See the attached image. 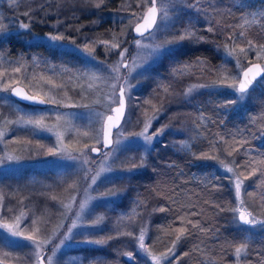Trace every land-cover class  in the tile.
Returning a JSON list of instances; mask_svg holds the SVG:
<instances>
[{"label": "rangeland", "instance_id": "obj_1", "mask_svg": "<svg viewBox=\"0 0 264 264\" xmlns=\"http://www.w3.org/2000/svg\"><path fill=\"white\" fill-rule=\"evenodd\" d=\"M41 1L49 2L51 0ZM79 1L64 0L63 8L76 7L79 5L77 4ZM107 2L113 3L114 0ZM194 2L195 0H156L158 9L156 25L150 30L151 35L149 36L146 32L144 38L133 34V26L136 23L133 14H143L151 4L150 0L147 2L146 0H125L124 5L119 7V11L115 8L110 11L106 9L102 19H107L108 24L113 20H118L119 31L126 30L131 25V32L129 29L118 37L105 33L104 39L97 41L115 42L119 40L122 42L121 48L108 51L105 47H99V51H94L95 60H89L77 51L66 35L68 39L63 41L59 47L44 39L46 34H57L56 30L49 29V32L44 34L36 33L32 29L21 28L19 20L11 22L0 19V25H2L0 33L2 34L11 31L22 33V38H25L27 42L41 41L59 51L71 53L78 61V64L75 65L78 68L75 71L78 78L76 87L79 91L75 99L64 98L60 100V103H46L44 106H24L19 101L9 100L10 91H0V102L5 105L0 106V117L6 116L8 120L13 121V123H7L3 118H0V132L4 133L0 137V225L7 224L15 228L18 224L22 233L20 236H12L8 228L0 227V261H3V264H37L36 249L32 241L28 239L29 236L36 241H48L42 248V254L44 252V260L47 264L48 257H52L51 264H104L103 256L86 259L82 254L71 250L81 245L98 246L83 241L86 239L106 240L108 231L115 228L123 232L125 240L127 239L126 246L124 247L123 244L121 249V255L123 253L128 257L127 253L131 252L132 257L140 256L145 262L156 264V261L148 253L158 257L167 250L154 252L146 247V253L140 249L137 237L141 229H133L136 227L135 220L134 218L125 219L126 214L125 220L115 219L108 225L104 223L106 218L104 212L109 211L119 200L127 184L125 178L128 177L129 169H132L133 163L140 167L143 156L155 141L163 138L165 142L178 149L187 148L190 145L189 140L192 136L189 137L190 127L184 120V116L173 115L170 112L166 114L165 112L168 104L171 105L177 101L174 94L167 93L168 98L163 108L161 107V98L157 101L149 99L147 101L150 103L143 104L144 107L139 106L141 100L139 88L144 82L143 77L156 71V66L158 64L160 66L163 56L169 54L175 56V51L179 50L180 46L167 51L169 46L165 44V41L173 38L171 33L185 28L194 33V36H217L222 46L223 56L233 63V71L228 73L220 70L221 73L213 76L203 73L195 76L181 92L180 101L202 90L213 89L223 92L220 99L227 97L226 104L229 107L239 108L250 96V93L247 92L238 99L241 94L234 93L233 89L226 85L235 84L236 86L243 67L253 61L260 62L264 67V51H260L264 43L257 44L252 40L256 50L249 52L247 48L250 40L246 37L243 36L235 44L229 40V36L236 37L243 33L244 26L248 22H261L260 18L264 15V9H258L257 12L252 8L249 9L245 0H199L198 6L201 10L197 12L188 7L189 3ZM58 10L63 13L62 9ZM236 10L238 11L237 17L230 23L220 24L218 22L219 20L227 21V15L235 13ZM46 13L52 15L55 10L48 6ZM3 22L12 24L13 27L10 29L6 26L3 27ZM209 26L213 28V31L206 30ZM230 31L233 32L224 35V32ZM130 36H133L131 41L128 39ZM137 39L141 40L142 45L150 47L137 46ZM187 41L188 39H185L182 44ZM88 42L82 41L75 45L83 48L84 44ZM155 45H164V47L153 51ZM233 48H235V53L229 56L228 52ZM241 48L246 50V55L240 52ZM122 49H127L124 56L126 66H121L118 72H113L112 69L120 64L119 52ZM8 77L10 76L0 77V79L7 80ZM116 77L121 79L117 81ZM11 78L9 82L12 86L23 85L29 93L38 95L46 101L49 98L59 100L57 96L52 95L54 93L49 94L31 83H28L30 86L25 82L22 83L15 75ZM125 80L129 81L132 87L129 91L130 99L126 98L124 118L112 133L111 146L100 148L98 153H93L90 148L101 147L102 122L104 117L111 112V106L115 104L112 102L113 85L124 83ZM262 84L261 81L258 85L259 90ZM193 85L197 87L189 91ZM201 85L203 87H200ZM5 101L7 103L10 101L12 106L10 107ZM228 101H235V103L229 104ZM154 107L160 111H155ZM44 109L47 111L42 112L43 123L49 127L55 126L54 131L34 129L31 126H24L22 122L16 123L20 117L28 119V114H34L33 118H37L35 114ZM255 111L260 115L255 117V120L260 123L255 141L257 145L264 146V122L261 123L264 120V106L261 104ZM138 112L142 114L137 117L135 115H138ZM98 113L102 115L98 116ZM57 114L61 117L59 120H57ZM152 116L158 118L152 121L150 131L163 125H168V127L162 135L155 137L151 144H145L142 138H138L134 134L140 132L144 122ZM201 120L203 119L201 118ZM57 132L61 134L59 140ZM12 134L17 136L16 140L11 138ZM75 134L80 135L82 139L91 140L79 143L73 139ZM76 142L78 144H75ZM49 148L53 151L49 152ZM249 148L248 150L253 149L252 146ZM227 152L223 149L213 152V157L216 159H212V161L222 173L228 175V184H230L233 195V208H236L239 201L235 196L233 181L230 179L233 174L228 173L220 161L223 160L226 165L232 167L234 172L239 173L240 171L236 167V163H232L235 159L234 154L229 157ZM84 153H87L86 157L83 155ZM69 154L80 157V159H70L68 158ZM10 156L18 159H9ZM85 158L88 160L87 164L82 163V159ZM93 177L96 178L95 183H92ZM249 179L244 181L240 199L245 201L248 211L255 208L254 214L257 215L258 220H264V210L258 207L261 202L260 197L264 196V186L255 191L253 196H248L247 189L253 185ZM43 190L44 193L41 192ZM113 190L119 194L109 195ZM81 204L84 205L83 208H81ZM232 222V225L242 233L240 243L248 244L251 237L254 236V232L262 229L259 224L244 225L239 222L237 213H234ZM128 232H132L133 235H127ZM245 252L246 249L239 258L234 252L233 264H243Z\"/></svg>", "mask_w": 264, "mask_h": 264}, {"label": "trees", "instance_id": "obj_2", "mask_svg": "<svg viewBox=\"0 0 264 264\" xmlns=\"http://www.w3.org/2000/svg\"><path fill=\"white\" fill-rule=\"evenodd\" d=\"M107 1L110 0H103L102 3L101 0H80L76 7L65 9L62 4L64 0H0V19L29 23V29L36 33L44 34L53 29L77 44L104 39L105 33L118 37L129 29L131 32V25L128 29L119 31L118 20L108 24L107 19H102L106 9L110 11L115 8L119 11V7L125 3V0H114L113 3ZM245 1L247 8L256 12L264 9L262 0ZM97 4L100 7H96ZM48 6L55 10L54 14L46 13ZM58 9H62L63 13ZM25 12H29V16H25ZM237 14L236 10L235 13L227 15V21L218 22L228 24ZM260 19L261 22H248L243 32L244 37L257 44L264 43V15ZM5 26L9 29L13 27L8 23H4L3 27ZM231 32L233 31L224 32V35ZM21 34L12 31L0 33V72H6L10 77L15 75L22 83H31L49 94L54 93L52 95L58 97L59 103L64 98L75 99L79 92L75 71L78 68L75 66L78 64L77 59L71 53L59 51L47 43L27 42ZM195 37L203 39H188L175 51V56H163L160 66L158 64L156 71L143 77L144 82L139 88L141 107L149 99L157 101L160 98L161 106L164 107L167 93L174 94L177 101L168 104L165 112L184 116L190 127L189 137L192 136L190 145L178 149L163 138L155 141L143 156L140 167L126 176L127 184L119 200L109 211L104 212V223L108 225L115 219H124L125 214V219L134 218L136 227L133 229H144V244L154 252L171 247L179 235L176 229L186 227L191 235L185 233L177 242L175 256L170 257L172 264H233L235 248L242 240V233L232 225L233 195L228 184V175L222 173L212 159L203 158L202 154L207 153L208 157H213L215 151L223 149L226 152L236 147L238 151L233 153L236 165L251 161L252 167L258 169L256 175L249 179L253 185L249 186L247 192L254 193L264 186V176L261 175L264 172V146L257 145L255 141L260 127V123L255 120L260 115L255 109L261 104L264 106V74L248 89L250 96L239 108L228 105L225 107L227 97L220 99L223 92L213 89L202 90L180 101L181 92L195 76L202 73L213 76L221 73L220 70L228 73L233 71V63L223 56L217 36ZM132 38L130 36L128 39L131 41ZM92 46L95 52L99 51V47H104ZM198 60L201 62L198 63ZM168 66L170 67L167 68ZM16 67H20V72L12 71ZM23 77L27 79H22ZM261 81L263 84L259 90ZM8 97L9 100L16 101L11 95ZM7 104L12 106L10 101ZM1 105L5 106L0 102ZM139 112L135 116L142 114ZM263 122L264 120L261 123ZM11 136L16 140V135ZM221 137L227 143L221 141ZM241 138L247 141L242 147ZM73 139L79 143L91 140L82 139L77 134L73 135ZM213 144L217 146L213 148ZM249 146L253 149L248 150ZM238 169L244 171L242 167ZM245 174L247 175V171ZM160 207H164L166 211H154ZM192 212H197L198 215L193 216ZM188 220L198 222V226L192 228L187 223ZM200 228L204 231H200ZM107 235L112 238H107L103 245H81L71 251L82 254L86 259L103 256L104 264H149L140 256L129 258L123 253L120 254L127 239L125 240V234L118 228L111 229ZM253 235L243 254V264H264V229L254 232Z\"/></svg>", "mask_w": 264, "mask_h": 264}, {"label": "snow or ice", "instance_id": "obj_3", "mask_svg": "<svg viewBox=\"0 0 264 264\" xmlns=\"http://www.w3.org/2000/svg\"><path fill=\"white\" fill-rule=\"evenodd\" d=\"M103 2V0H101V3ZM151 3V7L148 8L147 13L141 14V15H137V14H133L136 18V23H135V27H134V31L142 38L145 37V33L147 32L148 35H151V29L153 28L154 25H156V20H157V13H158V9L156 7V0H150ZM199 0H195L194 3H189L188 7L191 8L193 11H197L199 12L201 9L199 8ZM96 7H100V4H97ZM25 16H29V12H25L24 13ZM31 19V17H29ZM0 27H2V25H0ZM20 27L28 30L30 28V24L29 23H24L21 22L20 23ZM207 31L211 32L213 31V28L211 26H209L207 29ZM77 31H79V29H77ZM172 35V39L171 40H166L165 44L168 45L169 47L167 48V51H171L172 49H175L179 46H182V42L185 39H193L196 38L194 36V33L189 32V30L187 28L183 29V30H178L176 32L171 33ZM243 38V33H241L239 36L236 37H232L229 36V40L233 41V43L235 44L236 41L240 40ZM44 39L48 40L49 42L53 43L55 46H61L62 42L67 40L68 37H66L63 33H57V34H46ZM196 39H203V37H199ZM75 47L76 50L81 52L83 55H85L89 60H95V55H94V51L95 48L93 46L90 45H103L108 51H112L114 49H118L121 48V41L116 40L115 42H109L107 40H100V41H89L88 43H85L83 48H80L78 45H75V41L71 40L70 41ZM136 44L137 46L140 47H150L149 45H142L141 44V40L137 39L136 40ZM164 45H155L153 51L163 48ZM255 49V45L251 42L248 41V48L247 51H254ZM127 51V49H122L119 52V55L121 57V61L120 64L117 65L116 67H114L112 69L113 72H118L121 66H126L124 63V56H125V52ZM260 51H264V45L261 46ZM241 53H245L246 55V50L241 48L240 49ZM235 53V48H233L231 51L228 52L229 56H232ZM259 55V51L257 53ZM198 63H200L201 61H197ZM239 63V60L237 61ZM20 67H16L14 69H12L13 72H20ZM261 68L259 66V64H251V66H244L243 71H242V77L243 79L240 80L238 87L235 86V84H229L226 85L229 88H232L234 93H239L241 94L239 98H242L243 94L247 93L249 86L252 85L253 80L256 79L257 76H259L261 74ZM7 73L6 72H0V77H6ZM12 78L8 77L7 80L5 79H0V85H2V87H0V91L3 92H9L11 91L14 95H16L17 97H19L22 100H26L29 101L33 104H53V103H59V101L56 100H52L51 98H49L47 101L43 98H40L38 95H28L25 94L22 89L17 88V87H13L11 85V83L9 82ZM22 79H27V77H23ZM117 81H119L121 78L120 77H116ZM132 85L130 84L129 81L125 80L123 84L117 83L113 85V103H116L118 105V107H116L114 109L115 112V117L113 116H108V120L109 121H115L118 122L119 119L123 116L124 113V108H125V104H126V98L130 99L129 96V91L131 89ZM196 85H193L191 89H189V91H192V89L196 88ZM200 87H203V85H201ZM165 91H167V89H165ZM146 103H150V101H146ZM229 104H233L235 103V101H228ZM163 107V106H161ZM225 107H227V104L225 105ZM155 111H160L159 109H155ZM47 111V109L44 110H40L38 113L35 114V116L37 118H33L34 114H28V119H24L23 117H20L16 123H21L24 126H31L32 128L36 129H46L47 131H54L55 130V126H46L44 125L43 121H44V116L42 114V112ZM98 116H101L102 114H97ZM3 118L7 123H13V121H10L7 119L6 116L0 117ZM61 117L59 114H57V120H59ZM157 116H152L149 119H147L144 124H143V128L140 132L135 133L134 135L138 138H142L143 142L145 144H151L154 140L155 137L162 135L163 132L165 131V129L168 127V125H163L162 127L154 130V131H150V129L152 128V121L157 119ZM221 123H223V121H221ZM114 126V125H113ZM4 135V133L0 132V137H2ZM58 140L61 137V134L59 132L56 133ZM221 141H223L224 143H227V141H224L223 137H221ZM111 141L109 139V130H105L104 131V141L103 143L105 145L109 144ZM247 141L243 138H241L240 141V146L242 147L244 144H246ZM217 145L213 144V148H215ZM85 147H87V145H85ZM49 152H52L53 149L49 148L48 149ZM61 151H63V149H61ZM91 152H97L99 151L97 148L93 147L90 149ZM238 149L236 147H233L231 149V151L227 152V155L229 157L233 156L234 152H237ZM85 157L87 156V153L83 154ZM105 155H107V153H105ZM203 158H210V159H216V157H208L207 153H203L202 154ZM9 159H18L16 157H8ZM68 158L76 160V159H80V157H76V156H72L71 154H69ZM82 163L83 164H87L88 160L82 159ZM233 164H235V160L232 161ZM220 164L226 168L228 173H232L233 176L230 177V179H232L233 184H234V192H235V196L237 198V200L239 201V205L236 208H233L232 211L234 213L238 214V221L242 222L244 225H257L259 224L261 226L262 229H264V220H258L257 219V215H255V208L252 209V211H248L247 208L245 207V201L240 199L241 197V191L242 188L244 187V181L248 180L250 177L255 176L258 169L255 167H252L253 162L248 161V162H244L242 165L237 164L236 167L237 168H243L244 171H240L239 173L234 172V169L232 167H229L228 165H226L224 163L223 160L220 161ZM137 167L136 164L133 163L132 165V169H129V171L135 169ZM251 168V171H248V169ZM247 171V175L245 174V172ZM261 175L264 176V172H261ZM241 177H243V179H241ZM95 177L92 178V183H95ZM119 193L115 190L111 191L109 193V195L111 196H115L118 195ZM248 196H253L254 193L252 192H247L246 193ZM261 202L258 204V207L261 208L262 210H264V196L260 197ZM83 204H81V208H83ZM223 211V209H221ZM154 211H159V212H164L166 211V209L164 207H160L158 209H154ZM191 215L195 216L198 215L197 212H192ZM19 219V218H17ZM179 219L183 220L184 217H179ZM188 224L192 225V228H196L198 226V222L193 223L191 220L187 221ZM0 227H4V228H8L11 235L12 236H20L22 235L21 231L19 230V225L17 224L15 226V228L10 227L9 225L5 224V225H0ZM176 231L179 233V235L176 236V239L172 242V246L169 247L165 252L161 253L158 257L148 253V255L152 256V259L156 261V264H172V259L170 257H174L175 256V246L177 244V242L180 240L181 236H183L185 233H187L188 235H191V232L186 228V227H181L179 229H176ZM200 231H204L203 228H200ZM244 231H247V229H244ZM129 236H132L133 233L132 232H128L126 233ZM112 237H109L108 239H111ZM28 239L30 241H32V244L34 245L36 252H35V256L37 258V264H44V257L42 255V248L43 245L46 244L48 241H44V240H40V241H36L34 240L31 236L28 237ZM65 239H67V237H65ZM144 239H145V231L143 228H141L140 230V234L137 237L138 243H139V247L140 249L144 250L147 253V248L144 244ZM84 243H93V244H97V245H103L106 243V241L104 239H98V240H88L86 239L85 241H83ZM61 243H63V241H61ZM247 243L242 242L239 244V246H237L235 248V254L236 256L239 258L242 254V252L245 251V249L247 248ZM7 255V254H6ZM129 258H132L133 254L131 252L127 253ZM184 255H188V253H184ZM48 264H51L52 261V257H48ZM0 264H3V261H0Z\"/></svg>", "mask_w": 264, "mask_h": 264}, {"label": "water", "instance_id": "obj_4", "mask_svg": "<svg viewBox=\"0 0 264 264\" xmlns=\"http://www.w3.org/2000/svg\"><path fill=\"white\" fill-rule=\"evenodd\" d=\"M149 7H151V4L144 10V13H147V11H148V8ZM143 13V14H144ZM134 27H135V25L133 26V33L135 34V35H138L135 31H134ZM125 64H126V62H124ZM251 64H259V66H260V68H261V74L259 75V76H257L256 77V79L255 80H253V83H252V85L254 84V82L257 80V79H260V77H262L263 76V74H264V67L261 65V63L260 62H258V61H253L252 63H249V64H247L246 66H251ZM244 68V67H243ZM243 71V70H242ZM242 71H241V73H240V76H239V81L237 82V85H236V87H238V85H239V82H240V80L241 79H243V77H242ZM120 84H123L122 82L120 83ZM252 85H250L249 86V88L252 86ZM13 87H17V88H20V89H22V91L25 93V94H28V95H33V94H31V93H29L27 90H25L26 88L23 86V85H20V84H15V85H13ZM10 94H11V96L14 98V99H16V101H19V102H21V103H25V104H29V105H37V106H44L45 104H43V105H41V104H33V103H31V102H29V101H26V100H22V99H20L19 97H17L16 95H14L11 91H10ZM40 98H42V97H40ZM126 105V104H125ZM112 108V110H111V112L110 113H108L105 117H104V119H103V122H102V129H101V147H97V146H94L95 148H97L99 151H100V148H106V147H109V146H111V144H112V133H113V131L121 124V122H122V120H123V118H124V115H125V113H126V106H125V108H124V113H123V116L119 119V121L118 122H115V121H109L107 118H108V116H113V117H115V112H114V109L116 108V107H118V105L115 103L113 106H111ZM114 125V126H113ZM105 130H109V139H110V143L109 144H107V145H105L104 143H103V141H104V131ZM93 148V147H92ZM91 149V148H90ZM99 151H97V152H93V153H98ZM42 255H44V252H43V254ZM44 257V256H43ZM44 264H47L46 262H45V260H44Z\"/></svg>", "mask_w": 264, "mask_h": 264}]
</instances>
